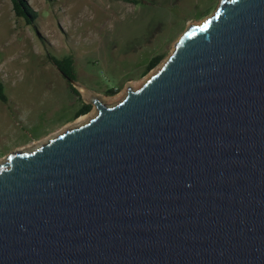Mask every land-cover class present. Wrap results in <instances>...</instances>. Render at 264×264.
Listing matches in <instances>:
<instances>
[{"label":"water","instance_id":"obj_1","mask_svg":"<svg viewBox=\"0 0 264 264\" xmlns=\"http://www.w3.org/2000/svg\"><path fill=\"white\" fill-rule=\"evenodd\" d=\"M86 90L94 118L0 163V264H264V0L119 103Z\"/></svg>","mask_w":264,"mask_h":264},{"label":"rangeland","instance_id":"obj_2","mask_svg":"<svg viewBox=\"0 0 264 264\" xmlns=\"http://www.w3.org/2000/svg\"><path fill=\"white\" fill-rule=\"evenodd\" d=\"M27 0L38 12L36 27L17 20L12 0H0V163L33 150L98 113L74 118L82 102L50 56H72L79 91L108 105L150 78L185 32L211 16L222 0ZM163 62L143 74L146 62ZM75 87V86H74ZM119 89L117 95L108 88ZM76 88V87H75Z\"/></svg>","mask_w":264,"mask_h":264},{"label":"trees","instance_id":"obj_3","mask_svg":"<svg viewBox=\"0 0 264 264\" xmlns=\"http://www.w3.org/2000/svg\"><path fill=\"white\" fill-rule=\"evenodd\" d=\"M132 3L135 0H129ZM13 10L17 20H23L27 25L36 27V21L38 19V12L27 2V0H12ZM51 60L57 65L63 76L70 82V79L78 80V75L75 70V60L72 56L66 57L63 60H58L50 56ZM164 56H154L146 62L145 70L143 74H148L156 69L161 62H163ZM71 90L75 96L82 102L81 108L75 113L74 118L86 115L91 112L93 105L83 102L81 92L71 85ZM119 89L108 88L107 93L109 95H117ZM0 100L7 103L8 98L5 92V83L0 79Z\"/></svg>","mask_w":264,"mask_h":264},{"label":"bare ground","instance_id":"obj_4","mask_svg":"<svg viewBox=\"0 0 264 264\" xmlns=\"http://www.w3.org/2000/svg\"><path fill=\"white\" fill-rule=\"evenodd\" d=\"M195 25H196V24H195ZM177 42H178V41H177ZM176 44H177V43H176ZM174 47H175V46H174ZM148 78H149V77H148ZM142 84H143V83H142ZM142 84H141V85H142ZM141 85H140V86H141ZM140 86H139V87H140ZM139 87H138V88H139ZM138 88H137V89H138ZM86 95H87V94H86ZM127 95H128V92H127V94L125 93V97H126ZM123 98H124V97H123ZM123 98H122V99H123ZM117 103H119V102H117ZM117 103H116V104H117ZM96 115H97V113H96ZM92 117L94 118V117H95V115H93V116L89 117L87 120H83V122L79 123L78 125L80 126V125H83V124H85V123H86V122H88V121H89V119H91ZM77 127H78V126H77Z\"/></svg>","mask_w":264,"mask_h":264}]
</instances>
